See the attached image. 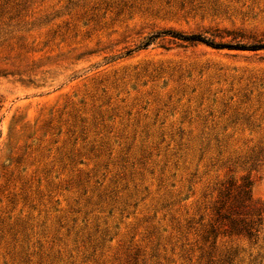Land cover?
Segmentation results:
<instances>
[{
	"label": "rangeland",
	"instance_id": "374dc122",
	"mask_svg": "<svg viewBox=\"0 0 264 264\" xmlns=\"http://www.w3.org/2000/svg\"><path fill=\"white\" fill-rule=\"evenodd\" d=\"M164 32L264 46V0H0V264H264V49Z\"/></svg>",
	"mask_w": 264,
	"mask_h": 264
},
{
	"label": "trees",
	"instance_id": "16d2710c",
	"mask_svg": "<svg viewBox=\"0 0 264 264\" xmlns=\"http://www.w3.org/2000/svg\"><path fill=\"white\" fill-rule=\"evenodd\" d=\"M164 35H170L171 37L186 41V42H192V43H201L206 46H209L213 49H228V50H242V51H257L260 49H264V46H253V47H231L228 45H215L213 43H210L209 41H205L204 39H201L197 36H181L178 34H172L170 32H164L162 33ZM151 37L147 42L144 43L143 47H147L150 45V42L152 38ZM233 184L229 182V185L225 187L223 194H222V200L218 202V206L215 209V214L218 219H224L227 221V225H225V228L223 230L224 235H235V236H243L248 239H251L254 236V228L251 221H247L245 218L241 217V208H243L246 203L250 200V183L243 182L242 185L235 187L234 194L231 197V202L228 205L227 214H222V211L225 207V205L228 203L229 197H230V191L232 190ZM224 199V200H223ZM219 228L215 226H211L209 231L207 232V237H214L216 238L220 233H218ZM221 233V234H222Z\"/></svg>",
	"mask_w": 264,
	"mask_h": 264
}]
</instances>
